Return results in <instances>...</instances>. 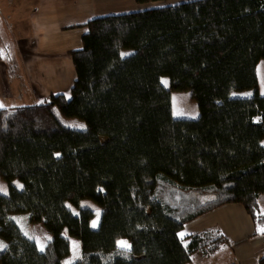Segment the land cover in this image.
I'll return each instance as SVG.
<instances>
[{
    "label": "trees",
    "instance_id": "1",
    "mask_svg": "<svg viewBox=\"0 0 264 264\" xmlns=\"http://www.w3.org/2000/svg\"><path fill=\"white\" fill-rule=\"evenodd\" d=\"M87 28L82 49L70 52V99L0 109V179L8 185L0 264H64V232L81 242L75 264H189L225 239L191 236L186 245L180 233L233 204L264 236V0H197L96 18ZM175 91L191 92L197 119L175 118ZM57 109L86 130L65 125ZM83 201L102 210L97 228ZM21 215L45 228L44 251L17 223Z\"/></svg>",
    "mask_w": 264,
    "mask_h": 264
},
{
    "label": "crops",
    "instance_id": "2",
    "mask_svg": "<svg viewBox=\"0 0 264 264\" xmlns=\"http://www.w3.org/2000/svg\"><path fill=\"white\" fill-rule=\"evenodd\" d=\"M193 1L197 0H169L143 5L138 4L137 0H0V20L19 18V4H34L26 13L31 24L38 27L39 35L31 44L25 43L26 53L22 49L19 56L16 44L11 43L9 54L5 52L0 55V103L12 100L14 92L18 91L28 94L29 101H44L58 95L70 99L77 79L70 52L82 49V38L88 32L87 24L93 19ZM22 9L20 7V11ZM38 22L42 25L37 26ZM5 35L0 22V36ZM2 49L3 44H0ZM15 71L17 80H20L19 89L13 87ZM257 76L259 91L264 96V60L257 67ZM174 103L173 100L175 118L195 120L199 117L196 111L189 114L176 111ZM255 232V224L245 208L233 204L216 209L188 224L181 232L184 233L181 239L186 245H189L188 238L191 236L220 235L225 239V244L215 250L210 246L197 250L189 264H260L264 258V236H255ZM34 240L40 250L39 242Z\"/></svg>",
    "mask_w": 264,
    "mask_h": 264
},
{
    "label": "rangeland",
    "instance_id": "3",
    "mask_svg": "<svg viewBox=\"0 0 264 264\" xmlns=\"http://www.w3.org/2000/svg\"><path fill=\"white\" fill-rule=\"evenodd\" d=\"M34 4H27V3H22L19 4V18L17 19H9V18H4L1 19V25H2V30L6 33L5 36H0V44H3V49L0 50L2 51V53H5L7 51L10 50V47L12 46L11 43L16 44V48L18 50V54L19 56L21 55L20 53L23 52L26 53V49L25 48V43L29 42V44H31V41L37 40V38L39 37L38 33V27L33 26L31 24V20L28 18L29 14H27L26 12L31 9V7H33ZM20 7H23V9L20 11ZM28 8V9H26ZM3 23V24H2ZM6 24V25H5ZM11 24V25H10ZM38 25H42L40 22H38ZM7 27V28H4ZM78 30H81V28H79ZM77 30V31H78ZM88 31V30H87ZM24 47V48H23ZM125 54H129V52H126ZM12 72H10L9 70L7 72H10V76L13 73V69H11ZM17 72L15 71V74L13 76V87L15 89H19L20 86V80L16 77ZM165 81H167V83H165ZM163 84L166 86L167 89L170 88L169 86V81L167 79H163ZM29 86V85H28ZM22 94V95H21ZM251 92H245V93H238L235 94L236 96H248L250 95ZM28 95V94H27ZM27 95H25V93L23 92H14L13 95V99L12 100H4L1 103L4 105V107L2 109H12L15 107H20V106H32L34 104L40 103L42 101H29ZM172 97L173 100L175 101L174 103V108H176V111H180L183 112L184 114H189L191 112L196 111L197 112V117L199 116V109H198V105L197 103L192 99V95L191 92H173L172 93ZM1 101V99H0ZM58 115L60 116V118L63 120L64 124L67 125L68 127L78 130V131H85L86 130V124L83 121H80L78 119H68L65 118L60 111L57 109L56 110ZM83 126V127H79V126ZM15 184L18 186H20V188H22V185L18 182H15ZM0 186H3L4 188H6V193L4 192H0L2 194H7L8 192V185L2 181L0 179ZM18 186V187H19ZM260 204L262 206V210H264V196H261L260 199ZM68 207L74 211L75 213L77 212L70 204H68ZM82 208H91L94 210V212L96 213V219L94 220L95 222L93 224H95L96 226L92 227L93 228H97L100 222V218H101V214H102V210L95 205L94 203H92L91 201H84L83 202V207ZM97 213H99V215H97ZM16 221L19 224V226L21 227V229L23 230V232L31 239H36L39 244H46L45 242V237L47 235V232L45 230V228L42 226V224H31L29 222L28 216L26 215H21L16 217ZM65 237L69 238L70 244H71V250H70V255L69 257L64 261V264H66V262L68 261H73V264H75L76 262H80L83 261V250H82V245L81 242L77 239H73L70 238L67 234V232H64L63 234ZM122 241V240H120ZM123 241H127V240H123ZM0 242H3L2 240H0ZM129 243V241H127ZM4 243V242H3ZM5 244V243H4ZM74 244L79 246V256L76 257L74 256ZM130 244V243H129ZM131 245V244H130ZM118 249L120 250V252L123 253V250L120 249L119 245H118ZM131 253V249L125 254V255H130Z\"/></svg>",
    "mask_w": 264,
    "mask_h": 264
},
{
    "label": "snow or ice",
    "instance_id": "4",
    "mask_svg": "<svg viewBox=\"0 0 264 264\" xmlns=\"http://www.w3.org/2000/svg\"><path fill=\"white\" fill-rule=\"evenodd\" d=\"M2 51H0V55H2ZM165 83H167V81H165ZM4 107V105L2 103H0V109H2ZM79 127H83L82 125L79 126ZM0 192H4L6 193V188H4L3 186H0ZM97 215H99V213H97ZM260 215H264V210L261 211ZM96 225L93 224V227H95ZM258 231L261 233V234H264V225L260 226L258 228ZM181 238H183L184 236V233H181ZM48 239H51V237H48ZM118 245L120 247V249L123 250V253L122 254H126L130 249H131V245L127 242V241H119L118 242ZM7 248V245L4 244L3 242H0V251L4 250ZM45 249V245L44 244H41L40 245V250L41 251H44ZM74 256L78 257L79 256V246L78 245H75L74 244ZM66 264H73V261H68L66 262Z\"/></svg>",
    "mask_w": 264,
    "mask_h": 264
}]
</instances>
